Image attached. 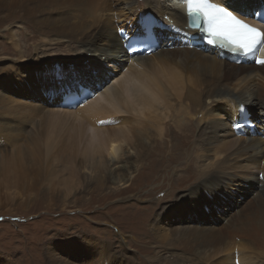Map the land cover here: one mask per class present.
<instances>
[{"label":"rangeland","instance_id":"1","mask_svg":"<svg viewBox=\"0 0 264 264\" xmlns=\"http://www.w3.org/2000/svg\"><path fill=\"white\" fill-rule=\"evenodd\" d=\"M72 1L74 0H69L68 4ZM256 1L257 6L260 5L261 0ZM55 2V0H0V120L4 121L3 124L9 128L8 137L5 138L4 135L7 131L0 134L2 137L0 138V264H78L79 257H75V255L79 250H83L81 254L85 259L89 254H94L92 264H172L180 255H189L182 251L189 252L192 248L197 250L202 247L204 239H201L204 236L216 243L204 248L200 261L193 255L183 256L185 259L182 264L195 262H198L197 264H223V258L219 256L223 254L226 259V252L232 255L231 264H243L236 260L235 255L237 250L247 249L249 245L239 243L238 239L237 242H232L234 241L233 234L226 228L239 220L238 224L240 225L251 224L247 221L246 215L262 208L258 207L255 194L251 195L253 201L246 203L248 207L242 209V216L239 217L238 213H235L237 208L234 206L236 199L243 198L241 192H249V188L256 187L252 184V180L256 184H263L264 171L257 167L248 174L244 168H232L223 171L222 175H235L234 179H224L225 184L224 181H219L217 184L210 182L214 187L216 185L215 193L209 200L210 206L204 208V214L215 215L216 220H220V217L223 221L219 223L204 219V214L197 216L196 220L192 215L200 212V209L198 211H194V209L199 208L200 204L204 205V195L208 194V192H204L203 185H200L203 178L197 172H199L201 164L206 162L204 153L212 155V151H214L212 148L210 151L201 150L203 156L200 158L197 155L200 153L199 151L192 152L194 155L196 154L193 157L190 155L191 153H185V150L181 151L182 155L175 151L174 156L177 160L171 161L169 166H163L165 169L157 171L156 174L152 171L154 166H149L145 170L143 168L144 171L141 169L142 172L137 173V168L133 170L134 165L131 164L130 168L123 169L122 180L125 181V184L124 181H118V179L110 182L105 178L103 183L97 185V182H94L93 186H86V178H84L86 174L94 179L104 178L102 170L106 163L114 174L121 176L118 167L120 158L124 157L125 161L126 156L124 155L131 156L126 150L129 152V148H131L132 151H130L133 152L135 147L134 141H131V133L127 132L132 130L133 125L137 126L136 116L135 118L132 116L133 122L128 125L129 127L122 124L123 120H120L127 116L112 114L113 116L107 117L98 128H94L102 136L98 139L99 142L114 136L125 137L126 140L123 142V147L119 148L115 158L103 151L101 162L103 167L85 168L90 163L91 156L95 154L96 159L99 157L98 150H95L90 143L89 129L92 125L90 120L84 116L83 119H78L80 114L76 116L66 112V109H76V107L71 108L56 101L51 102L47 97L43 99L37 97H40L44 90L47 94L51 93L50 85H57V88L64 87V84L55 83L54 79L59 76V72L55 73L54 66L57 69L61 67L64 70L72 69V60L76 56L73 57L75 50H78L79 54L89 51V53L96 54L94 57L97 59L95 60L91 55L84 57L83 61L85 66H88V70H82V72L86 78L92 75H101L107 66H114L113 68L117 69L114 73L115 78H112L114 80L111 82L99 78L95 82L92 81L93 85L88 84L99 90L100 93L106 87L113 85L125 68L134 64L138 65L140 61L128 59V62L117 65L116 62L112 63L108 59L98 56L99 51L110 45L113 37L118 34H127L131 29L129 22L132 15H125L119 10V6L122 8L124 5L123 0L102 3L93 9L94 18L83 17L84 12L82 13L81 6L77 2H74L72 11H68L70 8L66 6L67 3L60 1L62 6H58L55 5ZM116 4L118 7L114 10ZM252 6L253 4L250 2L239 0V6L233 10L238 11L239 8L242 10L240 13L246 15L244 12L247 13V10ZM146 14L155 15L149 10L144 15ZM155 16L161 19V15L156 14ZM101 17L102 23L95 24V21L100 20ZM84 18H87L86 21L80 25V21ZM47 20L49 21L47 22ZM103 22L106 23L105 26L109 30ZM71 25L78 27L74 32L83 36V39L87 41L86 46H81L76 38L70 39ZM50 26L54 29L51 30ZM135 27H132L134 31H136ZM91 37L94 38L90 39ZM87 39L91 41L89 42ZM93 42L96 43L93 44ZM178 47V50L163 48L161 52L165 53L172 61L183 62V65L187 67L197 63L204 64V60L200 58L203 54L191 51L183 45H178ZM157 48L160 49L161 46H157ZM257 56L259 57L255 54L250 59L258 58ZM83 61L80 63L82 64ZM120 66L121 68H119ZM51 69L54 71L53 75L50 74ZM96 69H102V71H96ZM137 69L147 71V67L144 66ZM186 71L188 74H197V71L192 68ZM52 80H54L53 83ZM184 80L187 82L185 76ZM257 80L255 78L249 83V87H255ZM99 82L102 85L97 84ZM167 86L170 91L173 90L169 85ZM76 89L81 90L83 86L78 85ZM68 93H65L64 97L62 96L61 102H64ZM178 96L179 94L173 95L172 105L169 106L171 108L167 107L163 112L168 115L166 121L162 122L159 119L158 127L163 128V131L161 137H158V142L162 141L168 149L176 143V140L171 141L167 135L168 127L183 134L189 130L185 127L193 125L198 126L194 132V142H199V147L203 149V138L198 140L197 132L199 129L201 130L204 122L211 118H218L227 124L230 121V115L223 112L217 117L208 115L209 119H206L208 116H203V109L200 108L196 112L198 107L191 109L187 97L180 99ZM217 99L213 103L217 104V109L220 112L219 108L224 106V102H218L220 100ZM207 101L208 104L211 103L210 100ZM180 106L182 108L189 107L191 111L185 113L182 122L178 121L175 113ZM36 108H40L39 111ZM251 109L255 114L256 111ZM257 113L261 118H264V111L261 108ZM232 119L235 121V116H232ZM38 122H41L43 134H47L44 135L46 144L55 147L51 152L53 155L50 154L46 163L40 164L41 162L38 161L41 168H36L33 160L29 163L24 161L25 152L32 150V142L29 138L31 134L37 133L38 129L35 124ZM212 129L213 132L217 130ZM213 132L209 133L210 138L221 134V132ZM253 133L263 135L260 128L255 129ZM230 137H232L231 133ZM205 146L211 147L210 144ZM24 149H26L25 152ZM189 149H193V145ZM43 150L45 151L44 147ZM112 152L116 153L114 149ZM162 157L166 159L165 162L169 160L167 153ZM133 158L136 159L135 156ZM212 159L213 156H210L207 161ZM248 162L250 163L243 159L241 165L247 166ZM254 165L257 166L256 163ZM57 168L66 173L63 180L67 182V185L70 183L68 190L66 187L63 188L64 183L59 186L56 180ZM131 174L133 175L131 176ZM62 176L58 175L59 178H63ZM127 176H131V178L128 179ZM44 177L47 178L46 181H43ZM158 185L163 186L160 188ZM230 194L232 196L229 197ZM177 200H180L182 206L179 208L180 211H183L182 220L174 216L176 215L174 210H169V205H174ZM188 206H190V210H185V207ZM233 208L236 210L234 211ZM156 215L160 218L155 222ZM225 243L228 244L225 245ZM147 246L150 250L146 248ZM250 251L249 254L255 252L254 255L259 259L254 262L251 258L248 264H264V249H259L255 245ZM101 252L104 254L102 255Z\"/></svg>","mask_w":264,"mask_h":264},{"label":"bare ground","instance_id":"2","mask_svg":"<svg viewBox=\"0 0 264 264\" xmlns=\"http://www.w3.org/2000/svg\"><path fill=\"white\" fill-rule=\"evenodd\" d=\"M55 1H56L55 5L58 6H62V4L60 5V1L67 4L69 2V0H55ZM211 1L217 4L222 3L230 7L231 10L239 6V0H211ZM240 1L250 2V4H253V6L251 7V9L247 10V13L244 12L246 15L241 14L240 12L242 10H239V8L238 11L235 10L236 11L235 13L237 14L238 12L241 18H244L246 21H248L253 25L263 26L264 23H262L259 16H260V9L264 6V0H261L260 5L258 6L256 0H240ZM74 2L75 3L77 2L81 6L82 13L84 12L82 14L83 17L91 16L92 18H94L93 9L99 7L104 2L110 3L111 0H77V1L74 0L70 4L66 5L70 8V10L67 8L68 11L73 10ZM123 2L124 5L122 6V8L121 6H119L120 9L119 8L118 9L120 10L121 13L125 15L126 14H128L129 16L132 15V19L129 22V24L131 25V29L127 32V34L124 33H123L124 35L118 34L117 36L113 37V40L111 41L110 45H108L104 49L101 48L102 50L99 51L98 56H100L102 59H108L109 62L112 63L116 62L117 65L122 64L124 62H128L127 61L128 59L138 60L140 61V63L138 65L136 64L130 65V67H128L127 69L125 68V71H123V73L121 72L122 75L119 77V79H116L117 81L113 85L106 87L105 89H103L102 93H100L99 90L92 88L88 84H92V81L95 82L96 79L99 78L100 79L103 78V80L104 79L110 80L111 82L112 80H114L112 78H115L114 73L117 69L115 70V68H113L114 66L113 67L107 66L102 71L101 75H92L89 78H86L83 75L84 73L82 72V70L84 71L88 70V66H85V62L83 61L84 57H89V55H91V57H93L92 59L95 60L97 59L96 57H94L96 56V54L89 53L90 51L85 54H79L80 52H78V50H75V53H73V57L74 55L76 56L72 60L73 61V65H72L73 67H71L72 69L64 70L62 67L57 69V67L54 66L56 68L55 73L59 72V76L54 79L55 83L64 84V87L60 86V88H57V85L55 86L50 85L49 91L51 93L47 94V92L44 90L42 91L43 94L37 98L43 99L47 97V99H49L51 102L56 101L61 103L62 96L64 97L65 93H68L70 91L67 94L70 96L66 97L67 98L66 100L67 102L72 104L74 102L71 101H76L77 98L81 99L87 96V92H84V89L81 90L76 89L78 85L87 87V89L89 88V92L94 94L93 98H90L87 101L80 103L79 106L76 107V109H66L67 110L66 112H70V114H74L76 116L80 114V116L77 117L78 119H83V116L84 118L86 117V119L90 120L92 124L89 129L91 134L90 143L93 145L95 150L96 149L98 150L99 157L98 159H96L95 154L91 156L90 163H88L85 168L88 167L95 168L99 166L103 167L101 163L103 160V153L106 152V154L110 155L111 157L113 156L115 158L119 148L123 147V142L126 140L124 139L125 137L114 136L109 138L108 140L102 138L103 141L99 142L98 139L100 138L101 135H99L97 131L94 130V128H98L102 124V122L105 121L107 117L110 118L114 114L120 116L122 114L124 115L123 117L127 116L125 118L120 119L123 120L122 124H125L127 126L132 124L133 122V119H131L132 116L134 118L136 116L135 122L137 126L133 125L132 130L127 132V133L129 132L131 133V141H134L135 147L133 152H131L132 151L131 148H129V152L126 150V152L129 153L131 156H127L128 154L126 155L123 154L124 156H126L125 161L123 160L124 157L122 158L121 156L122 159L120 158L118 167L120 168L121 176H117V174H114V172L110 169V166L106 163L105 167H103L104 170H102L104 173L103 175L104 178L94 179L86 174L84 176V178H86V184H87L86 186L89 185L93 186L94 182H97V185L98 183H103L105 178H107L110 182H114L115 179H118V181L119 180L124 181L122 180V176L124 175L123 169H126L127 167L130 168L132 165H134V167L132 168L133 170L134 168H137L136 170L137 173H141L149 166H154L152 171L154 172V174H156L157 171L165 169L163 168V166L165 167L169 166L171 161L175 162L177 160L174 156L175 151L181 154V151L183 152V150H185V153L186 152L188 154L191 153L190 155L193 157L194 154L192 152H197V151L200 152L201 150L204 149L210 151L212 148L214 150L212 151V155H208L209 153L207 152H206L207 154L204 153V157H206L205 159L206 162L204 164L203 163L201 164L199 168V172H197L200 175V177L203 178V180L200 181L201 184L200 183L199 184L203 185L204 192H208V194L204 195L205 198L203 202L204 205L200 204L199 208L194 209V211H198L200 209V212L198 214L196 213L192 214L196 220L197 216L204 214V208L210 206L209 200L213 197L215 193L214 189L216 185L214 187L210 182L217 184L219 181H224V179L230 180L236 177L235 175H230V174L222 175L223 171L237 167L238 169L244 168L245 171H247V174L253 171L255 167L264 171V163H263L264 162V118H261L259 116L261 112H259V114L257 113L259 108H261L262 111H264V65L255 63L254 61L257 58L250 59L251 57L231 55V53H229L230 50L228 49L226 51L224 49L215 48L209 46L207 43H204L201 40L202 37L201 32L199 30L194 31L188 26L189 19L185 14V8H186L185 0H123ZM63 6L65 7V5ZM64 7H59V8H64ZM117 7L118 5L116 4L113 9L116 10ZM148 10L154 12L155 15L166 14L168 16L167 18L160 21V23L163 24V26L165 27V29L162 30L165 31L160 33L159 37L155 36L156 43L159 44L161 48L154 51L152 55H149L148 53L151 52L150 47H155L154 46L155 44L153 45L151 43V40L149 39H140V45L149 43L150 46L149 45L143 46L142 52L144 55H142L141 53L132 55L129 53V49L132 46L131 45L126 46L125 49L124 42L128 41L129 36H136L143 32L142 29L143 18L141 16H145L144 14ZM85 19L87 18H84L83 20L80 21V25L86 21ZM48 21L49 20H47V22ZM101 21H102V17L100 20L95 21V24L99 25L100 23H102ZM172 22L174 24H171ZM55 24L57 23L55 22ZM103 24L104 26L106 25V23L104 22ZM55 26H59V25H55ZM134 26H136L135 27L136 31H134V29L132 28ZM71 28H70L71 29L70 39L76 38L81 46H86L87 41L83 39V36L80 34H76L74 32L77 30L78 27L76 25H71ZM53 29L54 27H51V30ZM107 30H109L108 27ZM42 33L44 32L42 31ZM61 36L58 37L61 38ZM92 38L94 37H91L90 39ZM158 38L164 39L162 44H160ZM90 39L87 40H89L90 42L91 41ZM95 43L93 42V44ZM178 45H183L191 51L199 52L203 54L200 56V58L204 60V64L197 63L195 65L187 67L183 65L184 64L183 62L181 63L180 61L178 62L172 61L167 57L165 53L161 52L163 48H171L173 50H178L179 49ZM81 53H83V51H81ZM212 54H215L216 56ZM256 55H259V57L257 56L259 59L264 58V48H262L259 52H257ZM81 61H83L82 64L80 63ZM46 66L49 65L46 64ZM121 66L119 68H121ZM142 66L147 67V71L144 70L141 71L137 69L138 67H142ZM172 66H174L176 69L173 68ZM189 68H192L193 70L197 71V74H193V73L188 74L186 70ZM50 74L51 75L54 74L53 69H51ZM66 74L69 76H67ZM184 76L187 79V82H185ZM255 78L258 79L257 85L255 87H249V83L254 81ZM54 80H52V83L54 82ZM97 84L102 85L101 82ZM167 85H169V87L172 88L174 91L173 90L170 91ZM69 88H71L72 90ZM95 91L96 92L99 91V92L96 94ZM175 94H179L178 97L180 99H182V97L183 98L187 97L190 101L189 105L191 109L198 107L196 109V112L199 111L200 108L203 109L204 117L208 115L210 117L211 116L217 117L220 116L221 113L223 112L229 113L230 115L229 123L225 124L216 117H215L216 119L211 118L210 120L208 116V118L206 119L209 120L204 122V125L202 126L201 130L197 129L198 140L203 138V143H204L203 149L199 147V142L197 143L194 142V136H195L194 132L196 130V127L198 128V126H193V125L185 127L186 129L189 130L183 134H179L177 132L178 130L176 131L168 127L166 132L167 135L170 137L171 141L176 140V143L172 144L171 147H169L168 149L166 148L165 144H163L162 141L161 143L158 142L159 140L158 137L159 138L161 137L163 131V128L160 129V127H158V124L160 123V120H162V122H165L166 119L168 118L167 117L168 115H166L163 112L165 109H167V107L172 105L173 95ZM217 98L220 100L218 102L221 103L224 102V106H222V108H219L221 109L220 112L217 109L218 108L217 104H215V102L213 103V101H215ZM207 100H210L211 103L208 104ZM239 104L249 105L251 108L254 109V111H256L255 116L251 113L250 110H248L244 114L246 115L247 118L253 121V124L255 126L259 125L261 132H263V135L254 134L251 130L237 127L238 122L234 121L232 119V116L235 115L237 116L239 114V110H238ZM36 109L39 111L40 108L39 109L36 108ZM172 110L175 111L174 109ZM47 112L51 114L49 111ZM190 112L191 111L189 110V107L182 108L180 106L178 107L177 111H175L177 116L176 118L178 119L179 122H182L183 118H185L184 117L186 115L185 113H190ZM258 121H260V123H258ZM3 122L4 121L0 120V134L2 135L4 132L7 131V133L4 134L6 138L8 137L9 134L8 132L9 128L6 125H4ZM35 125H37V129H38L37 133L35 134L32 131L33 134H31V137L29 138L31 139L30 142H32V150L26 151V149H24V152L26 151L24 154V159H25L24 161L26 163H29L33 160L34 161L33 163H35L36 168L38 167L41 168V166L38 164V161L39 163L41 162L40 164H42L43 162L46 163L49 159L50 154H52L51 152L53 151V149H55V147L48 146V144H46L45 141L46 136L44 137L46 133L43 134L42 132L43 128L40 126L41 122H38ZM121 128L123 129V127ZM212 128L217 129L214 132L217 133L221 132V134L219 136H213V138H210L209 133L213 132ZM227 128L229 129L232 136L230 138H229L230 133ZM119 135L121 136V133ZM191 144L193 145V149L190 150L189 148H191L192 146ZM206 144H210L211 147L205 146ZM43 147L45 148V151L43 150ZM113 149L116 151V153L112 152ZM166 153L169 154V160H167V162H165L166 159L162 157ZM197 155L199 156V158L203 156L201 152L198 153ZM134 156L136 157V159L133 158ZM210 156H213V159L207 161ZM243 159L245 161H250V163L248 162L247 166L241 165V160ZM254 163H256L257 166H255ZM56 170H57L56 180L58 181L59 186H62V184L64 183L63 188L66 187L68 190V188L70 187V183L67 185L66 184L67 182H64L63 180L66 173L64 172V170H60L59 168H57ZM136 172L135 174H137ZM63 174L64 176H62ZM58 175L62 176L63 178H59ZM132 175L133 174H131V176ZM131 176L130 177L127 176V178L130 179ZM221 176L222 179L220 180ZM46 179L47 178L44 177L43 181H46ZM251 182L256 187H254L253 189L249 188L250 189L249 192H241L243 198L241 199V197H239L238 199H236L234 206L237 208V211H235L236 208H233V210L235 211V213H238L239 217L242 216L243 215L242 209L248 205L246 204L248 201H253L251 200V198L253 197L251 195L254 194L256 195L258 207H262V208L259 209L258 211L255 210L253 213L251 214L248 213L246 215L247 221L251 222V224L247 223V225H240L238 224L240 222L238 218L239 221L232 223L231 225L228 226V228H226L229 230L231 234H233L234 241L232 242H237L236 240L238 239L239 243L242 242L249 245L247 249L240 248V250H237V254L235 255L236 260L242 262L243 264L250 263L251 258L254 262L259 259L254 255L255 252H252L253 254L248 253L250 250H253L255 245L259 249H264V182L262 185H260L259 183L256 184L254 180H252ZM225 183L226 182L224 181V184ZM162 186L163 185H158V187L160 188ZM230 196H232V194H230L229 197ZM179 201L180 200H177L174 205H169V210L170 211L174 210L173 212L176 214L174 216L177 217V219L182 220L183 211L179 210V208L182 207ZM189 207L190 206L185 207L186 208L185 210L187 209L190 210ZM214 216L215 215L210 216L204 214V219L210 222H218V223L223 221L220 217H219L220 220H216ZM155 217L156 219L154 221L156 222L159 220L160 217L157 215ZM202 236H204V234H202ZM203 239L204 242H202L203 243L202 247H200L197 250H195L194 248L192 249L189 248L191 249V251L189 252L182 251L183 253L189 255H180V257H178V259H175V261L172 262V264H182L184 262L183 260L185 259V257L183 256L189 257L191 255H193L195 258H198L200 261L202 259L201 257L203 256L204 248L212 246L213 245L212 243H216L215 241L208 239L207 236H204L201 240ZM226 244L228 243H225V245ZM146 248L150 250L148 246ZM81 252H83V250H79V252L76 253L75 255V257L77 256L79 257L78 264H92L93 258L95 257L94 254H89L87 259H85L82 256ZM97 252L99 251L97 250ZM101 254L103 255L104 253L101 252ZM226 255H227L226 259L223 254L220 255L219 257L223 258V262H224L223 264H231V261L233 260L231 253L226 252ZM197 263L198 262H195L193 264H197Z\"/></svg>","mask_w":264,"mask_h":264},{"label":"snow or ice","instance_id":"3","mask_svg":"<svg viewBox=\"0 0 264 264\" xmlns=\"http://www.w3.org/2000/svg\"><path fill=\"white\" fill-rule=\"evenodd\" d=\"M185 2L187 16L190 18L189 27L202 29L203 42L209 46L228 49L231 53L243 57H254L264 48V30L240 19L230 7L222 3H211L210 0ZM129 50L135 52L134 48L130 47ZM254 62L264 65V59L257 58Z\"/></svg>","mask_w":264,"mask_h":264},{"label":"water","instance_id":"4","mask_svg":"<svg viewBox=\"0 0 264 264\" xmlns=\"http://www.w3.org/2000/svg\"><path fill=\"white\" fill-rule=\"evenodd\" d=\"M92 96H94V95H92ZM90 98H92V97H87V100L90 99ZM85 100H86V99H85ZM85 100H84L83 102H85Z\"/></svg>","mask_w":264,"mask_h":264}]
</instances>
